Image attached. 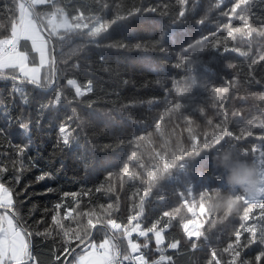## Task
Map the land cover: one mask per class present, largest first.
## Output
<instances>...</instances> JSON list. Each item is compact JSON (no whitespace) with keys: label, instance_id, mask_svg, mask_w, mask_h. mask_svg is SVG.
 <instances>
[{"label":"trees","instance_id":"1","mask_svg":"<svg viewBox=\"0 0 264 264\" xmlns=\"http://www.w3.org/2000/svg\"><path fill=\"white\" fill-rule=\"evenodd\" d=\"M21 4L0 0V40L19 24ZM32 7L55 47V87L39 89L51 65L39 82L0 71V185L31 237L30 264H63L93 224L88 243L115 244L117 264H133L130 241L139 264H264V194L247 202L219 166L227 154L264 170V0ZM54 13L74 27L51 34ZM18 49L37 64L28 40ZM228 197L236 206L226 214L217 206ZM135 226L147 235L124 239Z\"/></svg>","mask_w":264,"mask_h":264},{"label":"crops","instance_id":"2","mask_svg":"<svg viewBox=\"0 0 264 264\" xmlns=\"http://www.w3.org/2000/svg\"><path fill=\"white\" fill-rule=\"evenodd\" d=\"M28 1L33 5H39L40 3L39 0ZM20 12V22L14 28L12 35L0 40V68L1 71H14L29 81L39 82L43 78H46V73L42 76V70L46 72L51 65L49 44L42 30L38 27L32 11L22 3ZM21 40H28L30 42L37 57L36 65H31L27 54L18 49ZM10 47H13L12 51L9 50ZM9 57H11V59H9ZM21 65L24 66V71H21ZM11 204L12 198L6 201L0 194V205L9 207ZM26 243H28L27 238L24 236L15 220L12 219L8 213L4 211L0 212V261L1 256H6V260L2 264L23 261ZM13 246H15V252L13 251ZM100 254H102V252ZM102 256L104 255L102 254ZM97 258L98 255L95 254V259L97 261L95 262L92 255H89V261L92 262V264H97L100 261Z\"/></svg>","mask_w":264,"mask_h":264},{"label":"rangeland","instance_id":"3","mask_svg":"<svg viewBox=\"0 0 264 264\" xmlns=\"http://www.w3.org/2000/svg\"><path fill=\"white\" fill-rule=\"evenodd\" d=\"M46 0H39V4L45 3ZM57 15V16H56ZM20 18H21V12H20ZM46 25L49 32L55 36H57L59 31H65L67 29H70V27H74L72 24L69 23V20L64 15H59L57 13H54L52 16H50L48 19H46ZM99 26H96L94 29L98 30ZM73 84L72 82H70ZM74 88L77 92L82 93L80 90H78L77 86L73 84ZM255 178H256V185L255 187L250 191L246 192L245 200L247 202L254 201L261 197L264 194V170H255ZM1 186V185H0ZM0 194L5 198L6 201L11 200V193L10 191L5 188L4 186L0 187ZM0 209H2L0 212L4 211L7 213L4 209H8V207H5V205H0ZM9 215V214H8ZM184 232L188 237H193L196 231V221L195 218L190 219L188 222L184 224ZM108 228L112 231H119L120 226L115 224L114 222L108 223ZM23 233V232H22ZM24 234V233H23ZM147 235L146 232L141 231L138 226H135L132 228L130 232L124 233L123 237L124 239L130 241L132 236H137V238H144ZM25 236V234H24ZM154 241L156 243V248L161 246L163 244V237H162V231H157L154 235ZM130 248L132 252V258L131 261L133 264H139L138 262L141 261V259H138V256L140 253H135L137 248V243L130 241ZM104 247L99 248L91 247L87 252H82L79 255H77L74 260L70 264H85V261H87V264H92V262L89 261V255H92L93 260L95 262V254L98 255V258L100 261L98 263L101 264H117V254L118 252L115 251L116 245L112 244L110 241H106L103 243ZM94 246V245H93ZM171 248H175V245H172ZM118 251V250H117ZM104 256H102V254ZM134 253V254H133ZM24 259L20 262H10L11 264L21 263L25 262L28 258V243L25 245V253H24ZM6 260V256H1L0 264H2ZM130 261V262H131ZM97 263V264H98ZM32 264H36L35 262Z\"/></svg>","mask_w":264,"mask_h":264},{"label":"clouds","instance_id":"4","mask_svg":"<svg viewBox=\"0 0 264 264\" xmlns=\"http://www.w3.org/2000/svg\"><path fill=\"white\" fill-rule=\"evenodd\" d=\"M230 156L225 154L219 158V166L226 168L227 176L225 177L226 184L233 189L239 188L241 191L250 192L256 185L254 169L240 161L231 162ZM236 201L231 197L226 198L221 205L226 214L234 210Z\"/></svg>","mask_w":264,"mask_h":264},{"label":"water","instance_id":"5","mask_svg":"<svg viewBox=\"0 0 264 264\" xmlns=\"http://www.w3.org/2000/svg\"><path fill=\"white\" fill-rule=\"evenodd\" d=\"M21 1L23 2V4L25 6H27L31 11H33V7H32V4L30 3V1H28V0H21ZM35 20L37 21L36 18H35ZM37 25L42 30V33L44 34V36L46 37L47 41L49 42V46L51 48V69H52V79H51L50 85L47 88H45V89L40 88V87H39V89L42 90V91H44V92H50L55 87L56 78H57V74H56V51H55V47H54V44H53V41H52L51 36L48 35L46 31H44V29L42 28V25L38 21H37ZM6 78H8V77H6ZM8 79L13 80V78H8ZM1 210L2 209H0V211ZM4 210L12 217V219H14L16 221L15 217L12 215V213L8 209H4ZM17 225L19 226L20 230L25 234V236L27 238V242H28V258H27V260L25 262L16 263V264H30L33 261V245H32V240H31V237L28 235V233L24 231V229L22 228V226L19 223H17ZM94 229H95V227H93L92 233H91V235H90V237H89V239L87 241L79 244L77 247H75L67 255V257L65 258L63 264H67L68 261L70 260V258L73 256V254L75 252H77L78 250H80L81 252H86V251H88L91 248V245L88 242H89L91 236L93 235ZM117 262L120 263V256H119V254L117 256Z\"/></svg>","mask_w":264,"mask_h":264},{"label":"snow or ice","instance_id":"6","mask_svg":"<svg viewBox=\"0 0 264 264\" xmlns=\"http://www.w3.org/2000/svg\"><path fill=\"white\" fill-rule=\"evenodd\" d=\"M9 59H11V57H9ZM21 71H24V66L23 65H21ZM38 179L39 180H44L45 179V176L44 175H41L40 177H38ZM61 206L62 205L60 203H57V205H56L57 208H60ZM53 220H54V222H56V217H54ZM92 226L95 227L96 225L93 224ZM103 247H104V245L102 244L101 245V248H103ZM13 251L14 252L16 251L15 246H13ZM85 264H87V261H85Z\"/></svg>","mask_w":264,"mask_h":264},{"label":"built area","instance_id":"7","mask_svg":"<svg viewBox=\"0 0 264 264\" xmlns=\"http://www.w3.org/2000/svg\"><path fill=\"white\" fill-rule=\"evenodd\" d=\"M11 49H12V48L10 47L9 50L11 51Z\"/></svg>","mask_w":264,"mask_h":264}]
</instances>
